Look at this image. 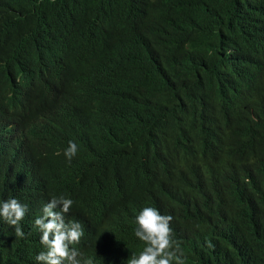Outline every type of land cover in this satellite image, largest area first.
I'll use <instances>...</instances> for the list:
<instances>
[{
    "label": "trees",
    "instance_id": "1",
    "mask_svg": "<svg viewBox=\"0 0 264 264\" xmlns=\"http://www.w3.org/2000/svg\"><path fill=\"white\" fill-rule=\"evenodd\" d=\"M60 195L93 264L148 206L187 264H264V0H0V201L28 206L0 264H37Z\"/></svg>",
    "mask_w": 264,
    "mask_h": 264
},
{
    "label": "clouds",
    "instance_id": "2",
    "mask_svg": "<svg viewBox=\"0 0 264 264\" xmlns=\"http://www.w3.org/2000/svg\"><path fill=\"white\" fill-rule=\"evenodd\" d=\"M78 146L69 141L63 155L68 163L77 155ZM73 200L63 195L52 196L43 205L34 227L43 250L36 256L37 264H93L75 247L84 235L81 223L66 220ZM28 206L16 198L0 201V220L9 225L16 237L22 238L23 222ZM173 217L154 207L142 208L134 219V236L142 250L126 255L127 264H187L181 243L174 239L170 224ZM81 243V242H80Z\"/></svg>",
    "mask_w": 264,
    "mask_h": 264
},
{
    "label": "bare ground",
    "instance_id": "3",
    "mask_svg": "<svg viewBox=\"0 0 264 264\" xmlns=\"http://www.w3.org/2000/svg\"><path fill=\"white\" fill-rule=\"evenodd\" d=\"M102 218H103V217H102ZM113 219H114V218H113ZM113 219H112V220H113ZM112 220H111V221H112ZM109 221H110V220H109ZM109 221H108V222H109ZM88 238H89V237H88ZM85 241H86V240H85ZM83 243H84V245H85V242H83ZM83 243H82V244H83Z\"/></svg>",
    "mask_w": 264,
    "mask_h": 264
}]
</instances>
